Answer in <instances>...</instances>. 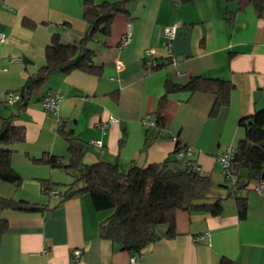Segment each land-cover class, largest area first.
<instances>
[{"label": "crops", "instance_id": "1", "mask_svg": "<svg viewBox=\"0 0 264 264\" xmlns=\"http://www.w3.org/2000/svg\"><path fill=\"white\" fill-rule=\"evenodd\" d=\"M83 1L0 0V118L12 116L13 125L24 129V141L11 145V166L22 181L14 186L0 180V197L50 208L45 213L1 212L8 228L0 236V264H126L133 256L98 236L108 213L95 211L87 195L59 204L58 196L41 192V179L66 181L62 169L30 160L43 155L68 159L67 143L56 131L60 121L68 122L74 137L84 142V163L117 162L122 172L174 155L177 138L190 148L198 172L219 188L225 179L217 158L242 139L239 120L264 109V10L259 16L251 5L239 10L236 1L224 0H132L128 14L114 17L107 47H92L102 67L99 75L55 73L23 111L5 104V96L17 93L44 65L53 33L64 43L79 41L87 26ZM24 18L33 26L23 25ZM166 26H175L168 49ZM128 29L131 39L123 46L121 37ZM146 49L155 50L162 69L146 68ZM197 75L229 81L228 106L211 118L213 95L178 93L168 96L162 132L143 124L164 95L166 80L184 84ZM49 92L62 97L55 114L40 103ZM110 115L117 121L103 131L98 124ZM147 130L151 138L145 145ZM214 192L226 194L225 189ZM243 194L245 219L238 218L231 198L219 216L177 211L176 236L149 245L137 263L264 264V192L249 189ZM204 233L211 236L210 243L194 240ZM76 249L81 254L75 262Z\"/></svg>", "mask_w": 264, "mask_h": 264}, {"label": "trees", "instance_id": "2", "mask_svg": "<svg viewBox=\"0 0 264 264\" xmlns=\"http://www.w3.org/2000/svg\"><path fill=\"white\" fill-rule=\"evenodd\" d=\"M132 0L102 1L84 0L82 2V18L86 22V31L77 43L69 44L61 40L59 33L51 35L44 51V65L29 76L17 92L19 99L9 106L23 111L47 78L55 73L69 74L80 71L89 75H99L102 67L96 61V53L92 47L106 48V39L110 34L111 24L117 14H128L127 5ZM189 2L191 0H182ZM236 1L239 10L251 5L260 16L264 10V0H224ZM23 25L32 27L28 19ZM170 59V58H169ZM157 60V59H156ZM154 67L145 66L149 71L160 70L165 66L157 60ZM168 63L167 65H169ZM232 85L229 81L190 76L184 84L170 80L164 82V95L157 103L151 115L152 127L157 133L165 129L162 112L169 95L178 93L192 94L201 92L214 96L209 112L211 118L219 110L228 106ZM42 100V99H41ZM41 103V101H40ZM5 104H7L5 102ZM8 105V104H7ZM243 137L234 149L230 160L228 174H224L225 182L215 187L209 177L201 175L192 166L184 165L183 158L178 155L182 148L190 149L176 138L174 155L168 156L158 163L143 166H130L126 171L119 169L117 162L99 160L86 164L83 162L84 142L73 135L68 122L57 124V133L66 141L68 159L43 155L31 158L34 164H45L50 168L63 169L73 178L64 191H58L54 183L41 179V192L52 195L57 190L59 204L75 197L87 195L97 212L108 215L99 223L98 236L110 240L119 249L133 256L142 255L147 247L162 238H173L175 233V215L177 211L202 213L219 216L223 211V203L233 199L237 216L245 219L247 215V199L244 191L254 190V181H264V109L243 117L238 122ZM149 130L145 134V145L150 141ZM24 141V129L13 125L12 116L0 118V180L14 186L21 183V176L11 166V145ZM176 165V167H175ZM214 189H225L220 195ZM255 191V190H254ZM4 210L17 212H47L48 205L29 203L13 198L0 197V236L7 230L8 222L1 217Z\"/></svg>", "mask_w": 264, "mask_h": 264}, {"label": "built area", "instance_id": "3", "mask_svg": "<svg viewBox=\"0 0 264 264\" xmlns=\"http://www.w3.org/2000/svg\"><path fill=\"white\" fill-rule=\"evenodd\" d=\"M163 36L166 39V48L171 47V42L174 39L175 36V26H166L163 29ZM131 39V31L130 29L127 30V32L121 37V45H126ZM4 40V36L0 33V42ZM144 58L148 66L154 67L157 65V60L155 58V50L153 49H146L144 51ZM19 99V95L17 93H8L5 96V102L8 105L14 104ZM62 97L58 94L49 92L47 93L41 100V105L45 112L55 114L58 108V103L61 101ZM117 119L110 115L107 119V121H102L98 124V126L103 130H107L113 123H115ZM143 124L146 126H153L154 122L153 120L149 119L148 117L143 119ZM92 143L98 147H100L102 144L100 141H92ZM234 149H227L224 151L218 158L217 161L220 164L222 173L228 174L229 168H230V160L233 158ZM178 155L183 158V164L192 166L194 170H198V167L190 160L191 157V150L182 148L179 150ZM252 188L257 192H264V181H254L252 183ZM57 191H53L52 195H57ZM196 242L206 241L207 243H210L211 236L209 233H204L201 235H197L194 239ZM81 254V250L76 249L73 252V258L75 262L79 259V256ZM126 264H138L137 263V257L131 256L129 258V261Z\"/></svg>", "mask_w": 264, "mask_h": 264}, {"label": "rangeland", "instance_id": "4", "mask_svg": "<svg viewBox=\"0 0 264 264\" xmlns=\"http://www.w3.org/2000/svg\"><path fill=\"white\" fill-rule=\"evenodd\" d=\"M143 55H144V54H143ZM175 167H176V165H175ZM59 173H62L63 177H66V181H57L59 184L56 186V189H57L58 191H64L65 188H66V186L61 185V184L70 183V182L73 181V178H72L71 176H69V175H66V174H65V171H64L63 169H62V170H59ZM57 190H56V191H57Z\"/></svg>", "mask_w": 264, "mask_h": 264}, {"label": "water", "instance_id": "5", "mask_svg": "<svg viewBox=\"0 0 264 264\" xmlns=\"http://www.w3.org/2000/svg\"><path fill=\"white\" fill-rule=\"evenodd\" d=\"M261 178L264 179V175H262Z\"/></svg>", "mask_w": 264, "mask_h": 264}]
</instances>
